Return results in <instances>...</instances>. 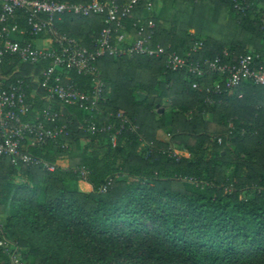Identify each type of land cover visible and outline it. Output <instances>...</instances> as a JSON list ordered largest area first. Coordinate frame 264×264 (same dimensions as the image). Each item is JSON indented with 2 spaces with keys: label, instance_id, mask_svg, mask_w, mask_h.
Listing matches in <instances>:
<instances>
[{
  "label": "trees",
  "instance_id": "trees-1",
  "mask_svg": "<svg viewBox=\"0 0 264 264\" xmlns=\"http://www.w3.org/2000/svg\"><path fill=\"white\" fill-rule=\"evenodd\" d=\"M152 1L154 21L171 24L168 30L157 25L150 42L154 48L184 54L202 41L198 59L225 50L237 59L248 47L264 52V0H249L253 4L245 14L235 10L233 0ZM144 5L124 21L132 38L137 36L134 22L146 15ZM10 23L26 31L16 33L17 39L44 37L29 33L22 9ZM104 24L102 14L55 18L60 34L91 49ZM125 58H98L103 99L100 110L89 111L42 97L34 79H41L49 61L32 64L6 54L1 72L20 70L15 75L28 84L24 119L57 111L52 124H68L63 139L30 148L55 164L54 171L0 157V213L8 211L0 225L6 236L19 245L27 263L34 257L33 264H264V86L246 83L209 104L206 88L217 74L201 79L202 89H193L185 72L168 70L166 55ZM56 72H62L63 83L92 94V75L59 67ZM135 87L141 94L161 87L156 102L170 98V142L156 138L167 128L164 114L153 112ZM208 109L212 119L205 116ZM119 112L129 122L123 123ZM92 119L95 132L88 128ZM109 124L121 131L115 142ZM174 148L190 155H178ZM14 173L24 182L12 183ZM80 180L91 190L78 188ZM248 191L253 197L243 196ZM64 252L70 259L61 258ZM0 264H11L1 247Z\"/></svg>",
  "mask_w": 264,
  "mask_h": 264
},
{
  "label": "built area",
  "instance_id": "built-area-1",
  "mask_svg": "<svg viewBox=\"0 0 264 264\" xmlns=\"http://www.w3.org/2000/svg\"><path fill=\"white\" fill-rule=\"evenodd\" d=\"M141 2L145 4L150 17L147 20L146 17L137 18L134 22L137 36L132 38L124 21L132 17L134 8ZM233 3L235 10L244 14L252 6L249 0H233ZM18 9L27 14L29 33L48 36L52 41L51 46L38 47L33 41H22L14 36L18 32H26L19 30L17 24L10 23ZM152 12V0H90L85 3L61 0H0V38L4 39V45L0 47V64L6 54H16L23 61L32 64L49 61V65L42 70L41 79L33 78L43 91L42 97L53 105H77L89 111L94 108L100 110L98 107L103 99L105 83L97 61L104 55L115 58H130L135 55L160 58L166 55L168 70L185 72L187 78L193 80V89H202L200 80L217 74L218 78L213 81L212 86L206 88L205 100L209 104L215 103V96L233 91L246 83L264 86V52L248 50L234 59L233 53L225 50L215 58L198 59L196 54L203 45L202 41H196L184 54L176 51L167 53L161 46L154 48L150 42L158 24L154 21ZM64 14L104 16L105 24L94 48L59 33L55 18L61 19ZM262 21L264 25V15ZM57 67L92 75V94L80 91L73 84L63 83V74L56 72ZM17 72L20 70L8 75L0 70V157H9L14 164H38L48 171H54L55 164L34 155L30 148L63 139L67 134L68 124H52L53 118L58 115L57 111L50 113L45 110L42 116H35L32 120L24 119L28 108V84L24 76L15 75ZM118 116L123 123L129 122L123 113L119 112ZM88 128L92 132L97 131L93 119ZM107 129H113L112 139L115 142L120 129L115 131L112 124ZM81 173L86 174V171L82 169ZM101 191H106V186ZM0 247L9 256L11 264H28L20 254L19 245L6 236L1 225Z\"/></svg>",
  "mask_w": 264,
  "mask_h": 264
},
{
  "label": "rangeland",
  "instance_id": "rangeland-1",
  "mask_svg": "<svg viewBox=\"0 0 264 264\" xmlns=\"http://www.w3.org/2000/svg\"><path fill=\"white\" fill-rule=\"evenodd\" d=\"M143 17H146V20L150 17V15H145ZM46 41H43V40H38L37 43L40 45H43ZM48 43V42H47ZM248 48H251V47H248ZM126 59V58H125ZM167 71H163L161 77H160V80H164L165 79V74H166ZM134 90L136 91V94H141L140 92V88L139 87H135ZM162 88L160 87H156L155 89L149 91L147 93V105L150 106V109L153 111V112H157L159 114V116L161 114H164V117L166 119V126L167 128L166 129H160L158 130L157 134H156V138L158 140H161V141H164V142H170L171 140V134L168 132L169 128H170V125H171V117H172V111L174 110L173 106H172V102L170 100L169 97H163L165 98V100L163 101V99L160 101V102H156L154 99L155 97H158L159 95H161V92H162ZM161 108L164 110L162 113L160 112ZM210 109H208L207 111H205V116L206 118H209L212 116V113L209 111ZM174 152L178 155H185V154H188V153H185L184 151L185 150H179V149H176L174 148L173 149ZM189 155V154H188ZM127 180L128 182H131L133 179L130 178V177H127ZM11 181L12 183H15V184H18L20 182H24V178L20 175V173H14L12 178H11ZM77 187L80 188L81 190H91V186L90 184H88L87 182H85L84 180H80L77 182ZM253 191H248V194L246 193H243V196L245 197H253ZM8 214V211L7 213L5 214H2L0 213V223H4L5 222V217L6 215ZM70 253L69 252H64L62 253L61 255V258L63 260H68L70 259ZM33 260H34V257L31 256L29 259H28V263L29 264H33Z\"/></svg>",
  "mask_w": 264,
  "mask_h": 264
},
{
  "label": "crops",
  "instance_id": "crops-1",
  "mask_svg": "<svg viewBox=\"0 0 264 264\" xmlns=\"http://www.w3.org/2000/svg\"><path fill=\"white\" fill-rule=\"evenodd\" d=\"M258 0H252V2H257ZM251 2V3H252ZM253 4V3H252ZM146 12V15L148 14V12H147V10L145 11ZM144 12V13H145ZM159 30L160 29H170V27H171V24L170 23H168V22H164V21H162V22H160L159 23ZM38 40H43V41H46L43 45H40L39 46V44L37 43V41ZM48 42V43H47ZM34 44L36 45V46H38V47H48V46H51V44H52V41L50 40V38L48 37V36H45V37H41V38H38V39H36V40H34ZM250 50H252V48H249ZM145 94V93H144ZM145 97H147V94H145ZM165 100V98H163V101ZM213 116V115H212ZM212 116L211 117H209L208 119H212ZM185 153H188V151H184ZM189 154V153H188ZM188 154H185V156H189Z\"/></svg>",
  "mask_w": 264,
  "mask_h": 264
},
{
  "label": "water",
  "instance_id": "water-1",
  "mask_svg": "<svg viewBox=\"0 0 264 264\" xmlns=\"http://www.w3.org/2000/svg\"><path fill=\"white\" fill-rule=\"evenodd\" d=\"M141 96H142V97H141V99H142V98L145 97V94L142 93ZM163 111H164V110L161 108L160 112L162 113Z\"/></svg>",
  "mask_w": 264,
  "mask_h": 264
}]
</instances>
